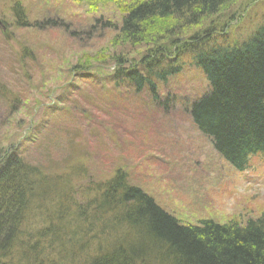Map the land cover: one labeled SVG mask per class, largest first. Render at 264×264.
Here are the masks:
<instances>
[{"label": "rangeland", "instance_id": "obj_1", "mask_svg": "<svg viewBox=\"0 0 264 264\" xmlns=\"http://www.w3.org/2000/svg\"><path fill=\"white\" fill-rule=\"evenodd\" d=\"M131 2L0 0V19L5 25L0 29V59L5 60L4 65L19 59L25 63L19 57L24 50L33 52L37 58L34 63H26L31 79L4 71L9 79L5 87L17 92L21 102H17V112H12L10 117L0 105V127L4 123L0 143L17 142L19 154L24 151L25 159L38 165V160L42 161L38 152L49 146V141L42 137L50 136V141L53 137L63 147L68 167L80 168L82 173L80 165H88L89 175L80 177L79 183L74 181L71 192L63 187L65 198L57 195L63 209L70 208L72 203L85 208V195H90L89 182L105 181L119 169L129 176L131 185L140 186L183 225H196L207 219L244 225L249 218L264 214V166L252 167L245 176L237 173L194 127L183 105L185 99L193 100L208 89L204 75L189 56L184 58L180 74L168 79L166 84L159 83L162 98L176 97L169 108L155 104L148 91L133 95L129 90H113L100 80L110 71L103 62L113 65L114 57L134 50L135 44L122 41L118 30L102 27V22L110 21L119 28ZM16 3H21L31 24L29 28L18 27L20 21L13 11ZM263 20L264 0H236L228 11L203 20L200 30L194 31L198 36L209 30L216 35L228 33L232 41H238L248 37ZM158 34L161 33L153 35ZM141 52L144 51L135 52L130 58ZM77 65L81 67L79 72L74 71ZM12 72L16 74L13 69ZM85 73L95 75V79L80 76ZM103 87L116 95L113 108L106 100L108 96L94 109L86 98L103 96L107 93ZM70 103L76 105L75 111L70 109ZM68 133L73 135L74 144L66 142ZM58 159L52 165L49 163V167L59 168L56 161L65 166ZM49 216L44 218L39 213L28 222L33 231L41 232L39 236L47 232L55 238L49 227H59L56 238L60 245L50 250L55 264H77L78 257L96 254L85 248L86 238L92 239L95 233L85 238L81 228L70 234L72 219L65 224L56 215L49 213ZM28 232L36 236L31 230ZM101 239L100 250L109 245L104 242L103 234L98 241ZM44 246L49 249L47 244ZM0 261L7 264L6 259Z\"/></svg>", "mask_w": 264, "mask_h": 264}, {"label": "trees", "instance_id": "obj_2", "mask_svg": "<svg viewBox=\"0 0 264 264\" xmlns=\"http://www.w3.org/2000/svg\"><path fill=\"white\" fill-rule=\"evenodd\" d=\"M131 1L119 28L110 21L102 22V27L118 30L122 41L135 44L134 50L114 57L113 65L103 62L105 69L110 71L100 80L113 90L124 88L133 95L148 91L155 104L169 108L176 97L169 95L161 101L159 83L166 84L168 79L180 74L184 58L189 56L208 83L205 93L193 100L185 99L183 103L193 122L212 140L223 159L236 169H243L251 154L264 156V20L248 37L232 41L228 33L216 35L209 30L198 36L194 29L200 30L203 20L228 11L236 0ZM13 11L20 21L18 27L29 28L31 24L21 3H16ZM34 26L38 27V24ZM157 32L161 34L153 35ZM140 51L144 52L138 55L139 59L138 56L130 58ZM19 57L25 63L19 59L11 61L14 64L4 65L5 60L0 59V105L9 117L12 112H17V102L21 101L17 92L5 87L9 79L4 71L31 79L26 63L37 60L34 53L27 50ZM80 70L77 65L74 71ZM85 75L86 79H95V75ZM103 90L107 92L103 96L86 98L92 108L96 109L108 96L106 100L113 108L116 95L105 87ZM22 91L24 98V89ZM3 126L4 123L0 130ZM48 137L42 138L49 141V146L52 143L58 145L61 153L52 152L49 162L38 160V165L27 161L24 151L19 154L17 142L0 143V257H4L6 251H16L14 264H55L53 255L44 246L43 236L31 243L24 229L22 240H18L26 219L22 209L29 207L36 215L41 213L49 218L41 204L52 196L65 198L63 187L71 192L74 181L81 182L80 177L90 172L86 164L80 165L82 173H79L80 168L68 167L60 142L53 137L50 141ZM65 139L74 144V139L68 136ZM31 142L35 144L34 139ZM49 146L41 148L39 158L43 159L44 150ZM57 157L65 166L56 161L59 168L49 167ZM126 176L124 171L117 169L105 181H90V195H85L86 203H83L85 208L79 205L73 213L83 222L85 238V234L95 233L92 239L98 251L99 243L103 242L102 239L98 241L100 234L109 244L102 249L104 253L93 255L96 257L91 263L264 264V215L249 219L244 225L233 222L221 225L211 220L183 225L173 215L161 210L142 189L122 185V177L126 181ZM33 195L38 203L32 202ZM59 201L56 206L62 207ZM118 239L126 242L121 243ZM28 243L31 244L30 250ZM81 257L85 264H90L89 260L85 261L89 257Z\"/></svg>", "mask_w": 264, "mask_h": 264}, {"label": "bare ground", "instance_id": "obj_3", "mask_svg": "<svg viewBox=\"0 0 264 264\" xmlns=\"http://www.w3.org/2000/svg\"><path fill=\"white\" fill-rule=\"evenodd\" d=\"M48 23L49 22H47V24ZM87 116H88L87 117L88 120L91 121V117L89 116V114ZM192 123L194 124V127L197 128V130H200V128L198 127V125L196 124V122H193V120H192ZM210 136L214 139V137L212 135H210ZM214 141H215V139H214ZM44 152L45 153H44V156H43V159H42L41 162L42 163H47V161L50 160V157L52 155V152H61V149H60V147L58 145H56L55 143H52L51 146H49V149L44 150ZM121 184L124 185V186H125V184L126 185L129 184L130 186L138 187V188L142 189L140 186H135L133 184L131 185L129 183V176L128 175L126 176V181H124V178L122 177V183ZM147 195H149V194L146 193V196ZM149 196H147V197L150 198V199H152L153 201H156L155 198H153L151 195H149ZM31 200H32V202L38 203L37 198L34 195L31 196ZM59 203H60L59 199L57 197H53L50 200V203L46 201L44 204H41V208H43V211L46 212L45 214L52 213L53 215H56L57 216L56 218H58L59 221H63L64 220L63 222H65V224H67L68 221L70 220V218L72 217L71 225L69 226L70 229H68L70 234H71V232L77 231L78 229L81 230V228H83V226H82L83 222L81 221V219L79 217H77L76 215L73 214L77 209H79V205L77 203H72L70 205V208L67 207V208L63 209L61 207L56 206L57 204L59 205ZM156 204L165 213H167L169 215L171 214L165 208H163L161 205H159L158 203H156ZM22 210L23 211L25 210V218L26 219L33 221L34 219L37 218V215L34 212H32V210L29 207H27V208L24 207ZM42 214H44V213L42 212ZM44 218H47V216L44 215ZM26 219H24V220L26 221ZM25 221H23V223L21 225L20 233L18 234L19 235L18 236V240H22V235H23L24 229H25V233L24 234H25V236H29L30 237L31 243L37 242L40 239V237H41V236H39V233H41V232L40 231H37V230L36 231H33L32 225L29 224V222H27V224H26ZM24 223H25V226H24ZM67 227H68V225H67ZM58 228L59 227H56L55 225L49 227L50 233L51 234L52 233L55 234V238H53L47 232H43L42 233L43 234V238H44V235L46 236L44 240L46 241V244L49 246V249H47L48 253H50V250L53 247H55V246L57 247V245H60V242L56 238V237L59 236V234L56 233V232H58V230H57ZM29 230H31L34 234H36V236H32L28 232ZM86 235L87 234H85V236ZM71 236H73V235H71ZM85 243H86L85 248L88 249L90 252H92V253L99 252L101 254L104 253L103 250H99L98 251V249H97L98 247H96L95 241L93 239L87 238L85 240ZM99 245H100V243H99ZM28 246H29L28 250H30L31 244L28 243ZM46 248H47V246H46ZM16 253H17L16 251L15 252L14 251H6L5 252V256L4 257H0V258L1 259L6 258L7 264H14V261H15V258H16ZM95 257L96 256L89 257V258L85 259V261H88L89 260L90 261L89 263L90 264H93L91 262L93 261V259ZM77 261H78L77 264H85L83 262L82 257H78L77 258ZM65 263L68 264L67 262H65ZM0 264H5V262L3 261Z\"/></svg>", "mask_w": 264, "mask_h": 264}]
</instances>
